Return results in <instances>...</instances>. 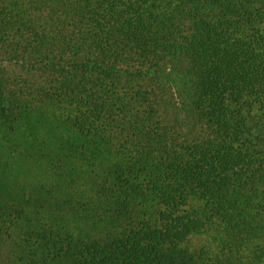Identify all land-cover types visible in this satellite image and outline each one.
<instances>
[{
    "label": "trees",
    "instance_id": "obj_1",
    "mask_svg": "<svg viewBox=\"0 0 264 264\" xmlns=\"http://www.w3.org/2000/svg\"><path fill=\"white\" fill-rule=\"evenodd\" d=\"M0 264H264V0H0Z\"/></svg>",
    "mask_w": 264,
    "mask_h": 264
}]
</instances>
